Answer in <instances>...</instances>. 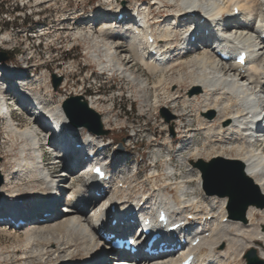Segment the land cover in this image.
Listing matches in <instances>:
<instances>
[{"label": "bare ground", "instance_id": "6f19581e", "mask_svg": "<svg viewBox=\"0 0 264 264\" xmlns=\"http://www.w3.org/2000/svg\"><path fill=\"white\" fill-rule=\"evenodd\" d=\"M35 1L39 4L56 0ZM140 1L136 0L133 7H128L125 0H103L104 8L79 15L76 24L80 26L68 28V35L76 44L83 42L86 45L85 60L88 63H94L101 72H115L125 78L133 87L130 91L133 97L139 94L152 106L159 103L170 105L177 115V131L181 136L190 132L204 135L201 145H195L189 156H182L183 164L188 166V175L179 182L175 166H167L164 188L176 192L168 196L156 183L158 170L154 168L145 178L152 184L151 188L141 195L138 193L139 197L132 200V194L138 190L137 180L126 178L124 174L114 180L113 187H109V181L114 178V173L109 181L72 186L71 180L79 168L76 157L79 156L80 161L85 155L79 151L63 172L54 176L48 163L43 166L39 163L47 140L45 134L53 129H63L69 147V140L72 141L71 135L77 127L67 120L61 102L49 107L50 103L41 91L23 77L28 74L26 68L18 71L8 62L0 63V114L7 122L6 133L22 141L13 157L15 165L11 166L8 161L0 163L3 179L0 196L6 198L0 203V237L13 240L10 245L0 244V264H113L102 233L122 234L121 222L125 215L130 214L133 218L134 211L137 216L140 213L150 215L156 207H166L174 217L169 226L188 215L195 216V221L189 224L196 230L184 232L182 237L175 236L171 240L175 242L180 238L176 246L180 243L181 249L174 257L182 256L186 248H192L203 264H247L250 254L259 257L264 264V206L250 205L244 218L236 219L227 207L228 196H208L200 190L202 177L196 166L202 159L238 161L264 197V129L259 130V137L249 129V123L264 99V54L261 55L264 40L259 38L261 25L256 24L264 0ZM235 8L240 9L237 15ZM143 17L145 23L140 20ZM68 20L65 16L63 22ZM92 22L100 25L98 29L91 26ZM222 22H228L224 29H221ZM145 32H150L156 45L163 47L159 60L150 55L141 42L138 34ZM226 33L232 38L224 40ZM255 40L256 43L249 47H258L260 56L249 59L247 69L233 60L219 58L218 51H232ZM135 62L141 64L146 73L133 68ZM67 67H75L74 62ZM10 70L23 75L9 78L5 74ZM151 77H156V81H151ZM172 86L177 88L173 90ZM99 99L92 97L89 106L94 109ZM16 106L38 110L43 123L20 127L9 114V111L16 112ZM212 113L216 117L209 119ZM192 138H187L183 149L193 145ZM90 142L96 147L105 143L93 136L86 137L84 143ZM172 145L173 142H169V149ZM27 156L31 157L28 161ZM172 179H175L174 183L170 182ZM54 183L65 188L60 190L62 193L67 190L66 197L59 204H55L50 194ZM85 186L89 191L87 195L83 193ZM93 190L106 195L102 197V203L93 195ZM146 197L148 199L140 207ZM29 200L33 207L41 204L38 211L33 209L38 216L26 207ZM89 206H94V212L87 216ZM17 217L33 221L21 228L17 221H12ZM114 219H119L115 226L111 224ZM182 239H190V242L200 239V242L190 247L182 245ZM137 257L140 261L131 264H167L170 258L166 254L143 252ZM125 261L128 260L114 264H125Z\"/></svg>", "mask_w": 264, "mask_h": 264}, {"label": "rangeland", "instance_id": "374dc122", "mask_svg": "<svg viewBox=\"0 0 264 264\" xmlns=\"http://www.w3.org/2000/svg\"><path fill=\"white\" fill-rule=\"evenodd\" d=\"M135 1L125 0V5L133 7ZM142 1L144 2V0ZM102 3L103 0H56L39 4L35 0H0V53L7 52L10 57L7 62L26 68L28 74L23 75V77L28 78L27 80L32 82L35 89L41 91V94L44 93L45 98L50 94L46 99L49 102L50 97L52 98L51 103L49 102L51 106H54L53 103L56 105L59 102L62 105L64 96L66 94L69 96L71 92H79V95L83 96L89 105L92 103V97L100 98L95 102L96 107L94 109L101 114L104 129L109 130V133L98 135L88 131L85 127H77L75 131L77 136L83 142L86 137L93 136V138H99L107 143L108 146L100 154L104 156L111 171L115 174L114 180L120 178L122 174L126 178L134 177L137 180L138 190L132 194V200L138 198V193L141 194V191H147L151 188L152 184L145 181V178L154 168L158 170L156 183L163 189V193L172 196L176 192L169 187L164 188L167 181L165 175L167 166L171 164L175 166L178 171L177 178L180 179L179 182H182L183 177L188 175V166L183 164L182 156H189L195 145H201L204 141V135L200 132H192V134L190 132L183 134L186 136H181L177 131V115L171 110L170 105L159 103L157 106H152L139 94L137 97H133L130 93L133 87L125 78L115 72L102 73L94 63H88L85 60L87 58L86 45L83 42L76 44L68 35V28L70 30L71 28L77 29L80 25L78 26L76 23L83 10L87 13L93 9L102 10L104 8ZM65 16L69 18L67 22H63ZM91 26L96 30L100 25L92 22ZM5 39L7 42L3 43ZM71 62H74L75 67H67ZM0 63L6 62L0 61ZM133 68L140 73H146L143 66L136 62ZM54 74L62 79L57 89L53 84ZM156 79V77H151L153 82ZM176 88L177 86H172L173 90ZM19 107L16 106L17 110L14 114L17 119L16 123L20 127L26 128L27 125L29 127L32 124H37L36 122L43 123L38 110H24ZM215 117L216 114L212 113L209 119ZM6 126V119L0 114V163L8 161L12 166L15 165L13 157L22 141L17 137L8 135ZM193 127L195 126L193 125ZM47 134H45L46 139H48ZM191 136L194 139L193 145L183 149L187 143V138L190 139ZM169 142H173L171 149L168 147ZM8 147L13 150H8ZM86 147L87 150L96 148L91 142L86 144ZM45 149L49 151L47 147ZM50 152H54V150H50ZM46 158L50 170L57 175L63 172L61 170L66 168L69 162L68 160L54 159L51 155ZM170 158L171 160L167 164ZM204 163L213 164L216 167L211 173L213 180L208 189L204 187L205 180L201 170ZM196 166L202 177L200 190L208 196H228L227 207L229 209L230 197L227 193L231 184H228L229 175L226 172L227 170H238L240 162L230 158L202 159L201 163H197ZM210 167L208 166V168ZM217 170L221 171L218 176L220 179L216 178L217 175L214 173ZM222 170H225L224 174H222ZM75 173L77 175H74L71 180L72 186L83 185L82 167L78 168ZM221 179L222 181H220ZM170 182L174 183L175 179L170 180ZM244 183L249 185L253 192V200L250 205L260 204L262 201L261 190L258 192L246 179ZM84 189L83 193L89 194L86 186ZM64 196L66 195L64 194ZM102 197L98 198L101 203L103 202ZM3 199L0 196V203ZM31 202V200L27 202V207L36 213L33 209L37 210L39 205L33 207ZM241 210L242 206L239 203L234 204L233 215L236 219H240L238 215H240ZM92 213V211H88L87 216ZM31 221L33 219L23 220V223L20 224L21 228H26ZM12 241L6 237H0V244L2 245H10ZM111 261L113 264L117 262L113 258ZM261 263L262 260L259 257L253 262L247 259V264Z\"/></svg>", "mask_w": 264, "mask_h": 264}, {"label": "water", "instance_id": "95a60500", "mask_svg": "<svg viewBox=\"0 0 264 264\" xmlns=\"http://www.w3.org/2000/svg\"><path fill=\"white\" fill-rule=\"evenodd\" d=\"M9 54L7 52L0 53V61H8ZM61 77H57L55 74L53 75V84L55 89L61 83ZM194 91L199 92V89H195ZM63 109L67 116L68 121L76 127H85L88 131L96 133L98 135H105L109 133V130L104 129L103 122L101 119V114L97 112L95 109L91 108L86 100H84L83 96L76 95L70 96L63 102ZM1 161V158H0ZM204 167H201L203 172V178L205 180L204 187L208 189L209 185L212 182L211 173L216 169L213 164L204 163ZM208 166H211L208 168ZM218 179L221 174V171L217 170L214 172ZM229 175L230 190L227 195L231 198L230 210L234 214V204L239 203L242 206V210L239 218L243 219L245 216L246 208L251 204L253 200V192L250 190L249 185L245 184V179L250 182V184L260 192L258 186L253 182V180L247 176L244 172V166L240 163V167L238 170H227L226 172ZM2 175L0 174V185L2 183ZM222 181V179L220 180ZM233 186V187H232ZM262 201L261 205L264 206V197L260 192ZM243 200V201H241ZM256 259V256L253 254L248 255V260L253 262Z\"/></svg>", "mask_w": 264, "mask_h": 264}, {"label": "built area", "instance_id": "2783aa9c", "mask_svg": "<svg viewBox=\"0 0 264 264\" xmlns=\"http://www.w3.org/2000/svg\"><path fill=\"white\" fill-rule=\"evenodd\" d=\"M32 84H29L28 86H31ZM24 88H26L27 89V86L26 87H24ZM72 93H74V92H71V93H69V95H71ZM68 95L66 94L64 97L66 98Z\"/></svg>", "mask_w": 264, "mask_h": 264}, {"label": "snow or ice", "instance_id": "6c2138e0", "mask_svg": "<svg viewBox=\"0 0 264 264\" xmlns=\"http://www.w3.org/2000/svg\"><path fill=\"white\" fill-rule=\"evenodd\" d=\"M97 171H99V170H97Z\"/></svg>", "mask_w": 264, "mask_h": 264}]
</instances>
